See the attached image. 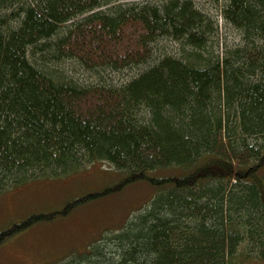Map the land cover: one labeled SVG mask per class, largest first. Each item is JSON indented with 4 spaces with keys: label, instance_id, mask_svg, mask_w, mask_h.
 <instances>
[{
    "label": "trees",
    "instance_id": "16d2710c",
    "mask_svg": "<svg viewBox=\"0 0 264 264\" xmlns=\"http://www.w3.org/2000/svg\"><path fill=\"white\" fill-rule=\"evenodd\" d=\"M206 1L214 16L195 0H0V195L96 162L123 176L0 231V244L147 182L145 210L56 264H264V0ZM219 16L241 36L221 55ZM162 40L181 50L158 56ZM63 61L147 68L84 85L57 75Z\"/></svg>",
    "mask_w": 264,
    "mask_h": 264
},
{
    "label": "rangeland",
    "instance_id": "374dc122",
    "mask_svg": "<svg viewBox=\"0 0 264 264\" xmlns=\"http://www.w3.org/2000/svg\"><path fill=\"white\" fill-rule=\"evenodd\" d=\"M108 1L125 4L144 0ZM195 1L197 4H204L213 16L216 14L214 5L210 2ZM217 22L219 36L212 41V46L214 51L221 55L226 47L239 44L241 36L236 28L226 24L220 16ZM65 27L63 32L66 30ZM179 49L181 50L180 44L171 40H162L156 45L158 56L179 52ZM145 68L147 67L125 69L119 72L105 69L89 73L81 67L63 61L55 68V72L58 76L79 84L82 82L84 85L101 80L116 84L130 81ZM171 173L174 172L169 170L159 174ZM122 177V173L112 165L96 162L86 165L82 171L61 180H39L10 190L0 195V231L31 215L59 211L72 203L73 199L99 191L120 181ZM154 195L155 190L149 183H131L115 194L71 209L72 211L65 217H58L40 224L37 222L29 229L0 244V264H56L63 259H68L67 262L78 260L91 246L95 249L106 243L108 238L128 222L130 223L134 214L147 208ZM106 252L109 253V251Z\"/></svg>",
    "mask_w": 264,
    "mask_h": 264
}]
</instances>
